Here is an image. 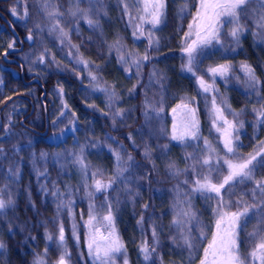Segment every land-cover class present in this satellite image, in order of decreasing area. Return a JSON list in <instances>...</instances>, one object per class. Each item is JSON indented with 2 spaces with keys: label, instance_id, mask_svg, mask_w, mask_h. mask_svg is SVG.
Returning <instances> with one entry per match:
<instances>
[{
  "label": "trees",
  "instance_id": "obj_1",
  "mask_svg": "<svg viewBox=\"0 0 264 264\" xmlns=\"http://www.w3.org/2000/svg\"><path fill=\"white\" fill-rule=\"evenodd\" d=\"M38 1L2 0L0 2V36L9 37L14 41L13 34L2 25L1 19H6L19 40L26 38L30 33L33 37L31 42L24 44L18 56L38 48V30L42 24L40 17L43 14ZM50 2L52 5H58V12L65 19L64 23L70 21L64 28L65 31L67 29L69 41L61 43L56 39L45 40L42 44L44 52L39 56L44 55L46 66L37 69V74L33 76L28 75L27 66L21 59L18 58L20 67L7 64L0 59V65L6 68L1 73L4 85L0 90V148L3 149L0 152V189L8 184L9 188L6 192L11 193L14 202L3 214H0V243L4 245L0 248V264H35L38 258L44 260L45 264H57L65 249L70 253V259L66 258L67 264H92L85 253L83 241L82 219L84 220L87 215L88 188L73 177L67 178L65 169L61 170L50 158L45 157L46 160L40 158L41 153L49 154L52 146L45 142L46 137L36 133L43 125L39 98L41 97L47 106L50 134L53 128L51 92L56 87L64 89L81 133L86 135L88 129H92V136L87 138L90 142L89 146L94 141L101 145L100 163L95 162V164L102 166L100 168L103 174H106L107 169L110 168L114 151L120 152L124 161H127L129 155L134 158L135 164L129 171L134 177L131 183L133 191L131 195L123 196L120 192L121 195L115 197L117 211L113 222L114 229L124 245L123 255L130 258V264H142L136 257V247L143 240L147 241L151 248L153 227L157 229L158 244L148 264H153V261L155 264H180L179 255L186 253L187 249L189 257L192 252L195 256L194 260L185 264H200L204 259V249L208 247L216 232V220L219 215L212 210L216 208V199L205 201L199 193L191 192L193 182L198 178L193 166L199 169V165L196 160L189 157L196 155L202 160L209 155L203 140L205 137L211 148L216 150L212 154L213 163L215 164L219 157V166L222 167L218 175L213 173V182H222L224 176L228 174L223 159L230 157L226 155L216 136L214 137L212 133L207 135L211 123L204 108L208 103L210 104V97L214 96L216 101L221 99L220 96H224L223 100L226 98L233 110L239 109L245 102L242 100V93L237 90L220 92L223 87L218 85L221 83L219 79L214 83V87L219 88L218 94L215 90L204 94L194 82V77L184 73L182 69L185 54L179 40L188 30V25L197 10V0H188L183 13L181 8L184 7L185 0H164V16L152 32V45H149L148 34H145L147 39H141L137 44L138 49H135L136 58L145 54L149 57L148 60L142 61L139 70L128 66L129 62H125L127 60L120 61L121 56L126 58L131 41L123 25L122 6L118 4L119 0H103L105 18L100 24L103 31L93 26L89 30L79 16L69 15L67 10L69 0H50ZM124 2L129 6L130 0ZM13 9L15 14H25L26 19L15 21L12 16ZM246 23L249 24V21ZM149 27L143 29L148 31ZM98 32L100 34H97ZM111 36L116 38V44L119 41V48L117 46L116 51L105 42V39ZM224 37L225 35L223 38L220 37L222 44L229 41ZM260 50L254 46L248 35L241 44L229 50L216 45L203 50L204 56L197 57L198 67L199 70L207 69L216 67L222 62L231 63L244 59L254 70L261 97L264 96V61ZM64 55H71L72 58L73 55H77L80 60L88 61L86 71L96 76L94 83L91 81L87 83L84 73L68 63ZM13 72L18 73V77H15ZM154 72L157 75H152ZM230 72L231 75L226 78V82L237 84L239 81H234L236 69L231 66ZM20 78L29 81L30 84L24 86ZM32 79L43 85V93L39 86L31 83ZM87 85L95 90L108 89L107 92L102 90L99 92L103 96L108 95L105 98L107 101L105 106L104 101L100 102L96 98L93 100V107H89L90 102L83 96ZM113 92L115 96L110 99V94ZM25 95H28L33 103L34 113L30 119L28 118L31 121L32 131H26L19 125V120L28 113L19 111V108L29 109L21 102V97ZM195 103L201 123V138L198 144L203 146L177 147L169 138L171 125L169 113L184 104L193 106ZM54 106L53 104L52 107ZM118 110H123L122 118L117 117L114 120L113 115ZM37 112H40V116ZM145 112L148 113L147 117ZM7 114L13 123H6ZM37 116L42 124L35 121ZM242 118L251 119L252 116L243 112L234 116L233 120L241 124ZM5 126H8L7 131ZM240 130L243 138L240 143L241 152L246 153L247 147L254 142L251 123L240 127ZM55 133L60 132L55 131ZM69 140L70 138L67 137L59 144L57 151L61 152L60 154L67 155L71 152ZM146 149L150 153L148 158L144 155ZM170 164L174 165V168L170 169ZM9 168L18 169L17 178L11 180L8 178ZM177 169L179 175H173L172 173ZM40 172H43L42 177L37 175ZM206 174H208L207 169H204L201 175ZM261 174L264 177V168L257 166L254 173L255 180L263 181ZM101 179L109 181L110 178L103 175ZM185 179L189 180L187 185L182 183ZM254 183L255 181H249L236 183L234 187L226 186V190H222L225 207L221 211L235 212L242 210L245 205H258L262 198L253 197ZM117 185L118 183L114 184L109 190L107 198L114 199L112 194L116 191ZM53 192H57L59 197L54 196ZM185 193L189 195L185 196ZM4 198L7 199V195H4ZM96 198L103 201L104 197L100 195ZM188 199L191 200V211L195 216L190 222L185 223V229L179 230L172 223L174 218L179 219L176 216V211L179 210L176 205L178 201ZM128 202H131V209L126 207ZM237 202H240L239 205ZM121 206L123 212L120 210ZM179 207L187 208V205L180 204ZM141 217L143 222L138 223ZM244 220L245 218L242 217L237 229L239 253L242 258H247L246 264H260L258 259L253 260L249 254L261 242L264 231L254 238H250V235L258 229H264V223H261L260 214H253L252 208L249 209L246 227ZM61 226L64 228V247H58ZM73 230L76 231L77 242H74L71 236ZM181 233L190 234L191 238L197 241L195 248L185 247L183 239L179 236ZM49 235L52 236L51 240L48 239ZM118 259L121 262L120 258Z\"/></svg>",
  "mask_w": 264,
  "mask_h": 264
},
{
  "label": "snow or ice",
  "instance_id": "obj_2",
  "mask_svg": "<svg viewBox=\"0 0 264 264\" xmlns=\"http://www.w3.org/2000/svg\"><path fill=\"white\" fill-rule=\"evenodd\" d=\"M187 3L188 0H185V5L181 8V13H183L187 7ZM253 4H255L257 7L250 8L249 5ZM164 9V0H142V8L140 9L142 14L137 17L140 21V23L136 25L137 32H139L140 35L145 34L143 28L141 27L142 24H150L152 28L155 29V27L161 23V20L164 16ZM12 11L13 14H15V9ZM79 12L80 10L77 9V13ZM90 12L91 8L87 12H83L81 14L85 19H87ZM77 13H73L72 15L75 16ZM250 17H255L258 20L257 26L264 28V0H200V6L197 9V14L194 17L193 23L188 25L189 32L185 34L186 46L182 49V51L186 56V63L182 65V69L196 77L199 88L202 89L204 93H208L210 91L211 85L204 79L202 75L197 76V72L199 71L197 57L203 55V49L213 45L214 43H220V30L225 25H234L229 35L236 43H239V37L244 31L245 27L241 24V20L247 21ZM87 22L89 26L100 27L98 21L94 23L93 20L87 19ZM57 28L58 24L53 25L50 31H56ZM193 30L195 36L194 39L191 38L193 36ZM59 31L62 37L67 35L63 29H59ZM133 34L136 35V32ZM28 39H33L31 33L29 34ZM148 40L149 45L151 46L153 43L151 30L148 32ZM8 47L12 48L13 44H9ZM39 59L41 62H43L44 55L42 54ZM148 59V55L145 54L142 57L133 59L132 64L135 65L137 70H139L142 66V61H146ZM121 60H124L123 56H121ZM79 63H82L85 67L88 65V61L83 59H81ZM242 68L247 75L249 87L255 90L258 80L255 76L254 70L246 64L242 65ZM127 70L128 69H126V71ZM230 70L231 65L220 64L216 67H210L208 72L211 73L213 79L217 75L226 78ZM152 75L155 76L157 74L154 72ZM92 80L95 81L96 76H92ZM101 90L105 92L108 91L107 88H103ZM131 91L132 90H130V93ZM113 96H115L114 92L110 94V99ZM260 99H264V96H261ZM182 107L186 111L189 119L185 125V131L180 135L175 134L176 125H173L172 139L184 142L185 138L188 137L191 140L198 141L201 137L199 136V124L196 119V110L194 108H189L188 104H184ZM160 110L162 111V108ZM175 111L176 109H173V112ZM253 111L257 112V123L264 124V111H257L256 109ZM122 112L123 110H118L116 113H114L113 119L115 120L117 117L122 118ZM212 113L213 127H216L217 131L219 132L221 131V128L217 127L218 122H221L224 126L223 135L226 155L235 157L237 153L236 148L233 146L230 130L235 129L236 125L225 117L224 109L217 106L215 96L212 99ZM230 114L233 116L239 115L235 112H230ZM72 115L75 116L74 113ZM145 116H148L147 112H145ZM240 127H243L242 123L240 124ZM5 130H8V126H5ZM109 139H111V137H109ZM238 146L239 145L236 147ZM205 148L208 150L209 155L205 156L202 160L196 155L189 157L196 160L197 164L199 165V169H197L195 165L193 166L198 178L193 182L194 186L191 188V192L199 193L205 199V201L216 199V208H213L212 210L214 213L219 215V218L216 220V232L213 234L212 240L208 244V247L204 249V259L200 261V264H246L247 258H242L239 253V246L237 243V229L240 226L242 217L245 218L244 226L246 227L250 208L253 209V214L261 215V223H264V181L255 180L254 176L257 166L264 168V154L258 152L255 155H250L247 159H243V161L240 163H233L232 159H223V164L227 166L228 174L224 176L222 182L214 183L213 173L218 175L222 171V167L219 166L220 158L218 157L216 163L214 164L212 161V154L215 153L216 150L211 148L206 140ZM14 150L19 151V149ZM2 151L3 149L0 148V152ZM114 154L116 156L117 172L114 178H110L107 183H103L100 179H94V183L91 187L96 193L107 192V190L112 189L113 185L117 182L123 183L124 180L127 179L125 173H128L135 164L134 158L130 155L128 156L127 161H124L120 152L114 151ZM44 155V153H41V157ZM71 155L81 163L82 172L85 178H89L88 169L83 165L82 158L77 156L76 153H71ZM144 155L146 158L150 156L148 149L145 150ZM258 156L260 157L259 160H257ZM254 161H256V164L253 163ZM169 167L170 169L174 168V165L170 164ZM204 169H207L208 174L201 175ZM102 174V172L98 171L92 173L91 176L94 178L95 176ZM172 174L179 175V170L177 169ZM17 177L18 169L9 168L8 178L11 180ZM249 181H255L254 187L252 189V195L254 198L256 196L261 197V202L258 205H245L242 210L235 212H222L221 209L225 207L222 190H226V186L234 187L236 183H246ZM182 183L187 185L189 180L185 179ZM85 187L89 186L85 184ZM8 188L9 185L6 184L3 189H0V214H3L4 211L14 203L11 198V193L6 192V189ZM93 194V191L88 192L90 198L93 196ZM4 195H7V199L4 198ZM53 195L59 197L57 192H53ZM184 195L187 196L189 194L185 193ZM239 203L240 202H237V205H239ZM180 204H186L187 208L179 207ZM103 206L104 205H101V207ZM94 207V205H90L89 220L87 222L90 230L94 231V235H92L88 243L89 251L91 253L93 250H95V255L98 259L101 256V252H103L104 257L113 256L116 253L121 252V250L124 248V245L115 235L111 205H108V214L102 218L106 228L111 229L107 236L103 235L99 227H94L93 222L100 219L98 216L92 214ZM176 207L179 208V211L176 213V216L179 217V219L174 218L172 223L177 228H182L185 223L190 222L191 219L194 218L195 213L191 211L190 199L178 201ZM145 208H147V205H145ZM142 222L143 217H141V221H138V223ZM261 231H264V229H258L257 232L250 235V238H254V236L258 235ZM152 237L154 243L151 248L147 241H145L140 247V251L144 254L145 260H150L152 254L156 251V245L158 244L156 227L152 228ZM48 239L51 240L52 236L49 235ZM181 239H183L184 244L188 248H195L197 241H194L190 237V234L181 233ZM64 240V228L61 226L59 230L58 247H64ZM3 247L4 245L0 243V248ZM249 255L253 260L258 259L260 264H264V236L261 237V242L256 245L255 249ZM209 257H211V259H209ZM66 258L70 259V253H68L65 249V251L57 260V264H67ZM35 264H45V262L42 259H38ZM124 264H128L127 260L124 261ZM153 264H155L154 261Z\"/></svg>",
  "mask_w": 264,
  "mask_h": 264
},
{
  "label": "rangeland",
  "instance_id": "obj_3",
  "mask_svg": "<svg viewBox=\"0 0 264 264\" xmlns=\"http://www.w3.org/2000/svg\"><path fill=\"white\" fill-rule=\"evenodd\" d=\"M38 4H40L41 6V11L43 12L41 18V27L38 30V38H39V44H38V48L35 49L34 51H28L26 52L24 55L18 56L19 59H21L27 66L28 69V75L29 76H33L35 74H37V69H42L46 66V59L43 60V62L40 61L39 59V54L44 52V49L42 47V44L45 40L47 39H56L58 42H68L69 41V37L66 36H61L59 29H63V31L67 34V29L66 31L64 30V28L66 27V23H69L70 21L67 20L66 23H64L65 19L62 17L61 13H59V7L57 4H51L50 0H39L37 2ZM118 4H120V6H122V16H123V25L126 28L127 32V36L129 38V40L131 41V44L128 46L129 47V51L128 54L126 56V58H124V60H127L128 66H133L132 64V60L136 59V51L135 49H138L137 44L141 39H147V37L145 36V34H148V31H145L144 29L146 28V26H150L149 29L154 32L155 29L157 28V26L155 27V29L152 28V26L149 24H142L141 27L144 28V35H140L139 32H137L136 29V25L140 23L139 19L137 18L141 13L140 9L142 8V0H130V4L129 6L126 7V3L124 2V0H119ZM49 6V8L47 9V7ZM200 6V0H197V9ZM250 8H256L257 6L255 4L253 5H249ZM91 8V12L89 13V16L87 19H91L93 20V22H97L99 23V25L102 23V20H104L105 18V6L103 3V0H69L68 2V8L67 10L69 11V15H72L73 13H77V9L80 10L79 13H77L76 16H79L80 19H82V21L84 22L85 26L91 30L92 26H89L87 19H85L83 17V15L81 13L83 12H87L89 9ZM197 14V10L191 20V23H193L194 17ZM12 16L15 18V21H19L21 20H25L26 19V15L22 14H12ZM63 18V22L61 21V19ZM247 21H249V24L246 23V21L241 20V24L244 25V31L242 32V34L239 37V43H236L232 37L229 35L232 27H234V25H225L221 28V38H223V35H225V39H228L229 41H227L226 43L222 44V39L220 38V43L216 44L214 43L213 45L218 46V47H222L225 50H229L233 47L238 46L239 44H241V42L246 38L250 37L251 41L254 43V46L260 48V53L263 56L262 60L264 61V28L262 27H258V20L255 17H250ZM25 22V21H24ZM58 24V28L56 31H50V29L52 28L53 25H57ZM99 28V31H103V28H101V25ZM136 32V35H134L133 33ZM189 32V27L188 30L186 31V33ZM185 33V34H186ZM97 34H100V32H98ZM185 34L183 35V37L180 38L179 40V44L180 47L184 48L186 46V41H185ZM28 36H26L27 42H31V40L28 39ZM192 39L195 38L194 36V30H193V36L191 37ZM108 40V41H107ZM105 42H107V44L110 47H113V50H117L119 48V41L116 44V38L111 36L108 37L107 39H105ZM123 43V42H122ZM121 43V44H122ZM9 44H14V41L7 37H2L0 36V59H1V53L8 49V45ZM213 45L208 46L206 49L203 50H207L208 48L213 47ZM118 46V48H117ZM122 46V45H121ZM119 51V50H118ZM234 52V51H231ZM135 53V54H134ZM204 56V54L202 55ZM64 59L68 62L71 63L74 67H76V69L79 72L84 73V75L86 76L85 81L88 82H93L94 80H92V76H90V74L86 71V67L82 64L79 63L80 59L77 57V55H64ZM120 57V56H119ZM120 59V58H119ZM129 60V61H128ZM121 61V59H120ZM122 62V61H121ZM222 62V61H221ZM186 63V56H184V64ZM220 64H227V65H231L233 68L236 69V79L234 81H239L237 84H229L226 82V78L230 77V71L227 74V77H220L219 75H217L214 79L211 75V73L208 72V69H200L199 72H197V76L201 75V73H203L204 75H202L204 77V79L211 85V89L208 93H212L215 90V93L218 94L219 92V88L214 87V83L217 79H219L218 83L219 86L222 85L223 89L220 90V92H224V91H229V90H237L238 92L242 93V100L245 102L243 105L240 106L239 109L237 110H233V108H231L229 106V103L227 102V99L223 97L224 96H220V100L216 101L217 106L221 107L222 109H224V115L225 117L233 122L236 127L235 129H231V138L233 140V146L236 148V153L237 155L235 157L230 156V159H232L233 163H240L243 161L244 157H246V159L250 156V155H255L256 153L260 152L262 154H264V124H259L257 123V112L253 111L254 109H256L257 111H264V99H260V95L258 94V89H257V85H256V89L253 90L249 87L248 85V78L246 73L244 72L242 65H245L246 62L241 59L235 61V62H222ZM247 65V64H246ZM215 67V66H213ZM6 70V68L2 65H0V90L3 88L4 85V81L1 78V73ZM184 73L189 74L190 76H193L191 73H188L187 71L184 70ZM13 75L15 77H18V73L13 72ZM130 75V72H129ZM194 77V82L197 84V86L199 87L196 77ZM228 81V79H227ZM259 84V83H257ZM200 89V88H199ZM62 90V91H61ZM101 90V88H100ZM100 90H95L93 87H89V85L86 86L85 91L83 93V96L85 98V100H87L88 102H90L89 107L92 108V104L93 100H95L96 98H98V101H104V106L107 104L106 101V96H103L102 93H99ZM202 92L203 90L200 89ZM204 93V92H203ZM205 94V93H204ZM207 94V93H206ZM210 95V94H209ZM210 104L208 103V106H206L204 108L206 114L208 117H210V128H208L209 130L207 131V135L209 136L211 133L214 135V137L216 136L217 140L219 141V143L222 145V147L224 148V135H223V130H224V126L222 125L221 122H218L217 127L221 128V131H217L216 127H213V113H212V99L213 97H210ZM55 105L54 107H52V105ZM51 115H52V119H53V128H52V132L47 136V138H45V142L48 143V145L52 146L51 147V151L49 154L44 153L45 155L42 158L43 160H46L45 157H48L51 159L52 162H54L55 164L58 165L59 168H61V170L65 169L66 173L68 174V177H73L74 179H76L77 181H79V183H83V184H87L89 187L88 190H86V194L88 195L89 191H93V196L90 198L89 197V201L86 202V210H87V215L86 218L84 217V220L82 219V221L84 222V247H85V253L88 257V259L90 260V262L93 264H124V261L127 260L128 264H130V258H127L126 255H123L124 253V248L121 250V252L116 253L113 256L110 257H104L103 256V252H101V256L100 258H96L95 255V250H93L91 253L89 251L88 248V243L92 237V235H94V231L90 230V228L88 227V220H89V214H90V205H94V210L92 211L93 215L98 216L100 219L97 221H94V227H99L101 232L103 233V235L107 236L109 231L111 229L106 228L105 223L103 222L102 218L103 216L108 214V205H111V210H112V216H113V222L115 220V216H116V211H117V206L115 204L116 200L115 197L117 198L118 196L121 195V193L124 195H131L129 193H132L133 191V187H131V183L133 180V174H131L130 172L125 173V176L127 177L126 180H124L123 183L117 182V188L116 191H113L112 196H114V199L112 198H107V194L109 193V190H107V192H101V193H96L94 192V189L91 187L94 183V179H100L103 183H107V180H102L101 177L104 175L107 178H114L116 172H117V162H116V156L114 153H112L113 158H111V162H110V168L106 170V174H102V175H97L94 178L91 176L92 173L94 172H102V169L99 167L100 164H98V166H96L95 162L100 163V159H101V153H100V148L101 145L94 141L91 142L93 144H91V146H89L88 143H90L87 138L92 136V129H88V134L84 135L83 133H81V129L77 127L76 124V118L75 116H73L72 114L74 113L72 111V106L69 103V99L66 96V93L64 91V89L62 87H56L54 88V90H52L51 92ZM189 108H194L196 110V119L198 121L199 124V136H200V132H201V123L199 121V113H198V109H197V104L195 103L193 106H189ZM176 109L175 112H173V109L170 111L169 113V117L171 119V125H170V130H169V138L170 140L177 146V147H189L192 148L193 146H197L198 141L197 140H191L190 138L186 137L185 141L182 142L180 140H173L172 139V135H173V125H176V129H175V134L176 135H180L185 131V125L189 119L186 111L183 109L182 106L174 108ZM25 112L26 108L23 107L22 109L19 108V111ZM230 112H235L238 114H243L244 113H249L252 116V120L251 119H247V118H242V124L243 126H245L246 124L251 123L252 125V138L254 139V142L247 147L248 151L245 152H241V146L240 143L242 141V132L240 130V123H237L233 120V115L230 114ZM63 113V115H62ZM37 115L40 116V112H37ZM245 119V120H244ZM5 121L8 124L13 123V121L11 120V118L9 117V114L5 115ZM35 121L39 124H42V122H40L39 117L37 116L35 118ZM56 132H60V133H55ZM67 137L70 138V150L71 151L69 154L67 155H62L60 154L61 152L57 151V149L59 148V144L63 143L65 141V139H67ZM205 137H203V140L205 141ZM237 145H239L238 147H236ZM199 146H203V145H199ZM225 150V149H224ZM226 152V150H225ZM71 153H76L77 156H80L83 160V165L87 167L88 169V177L89 178H85L83 172H82V165L80 162H78L72 155ZM107 153V151H106ZM105 153V155H106ZM104 155V156H105ZM187 155V154H186ZM260 157H257V160H259ZM254 164H256V161L253 162ZM98 169H96V167ZM100 168V169H99ZM38 176L42 177L43 172H40L37 174ZM261 178L264 181V177L261 174ZM121 192V193H120ZM100 195H103V201L99 200L96 197H99ZM96 198V199H95ZM98 199V200H97ZM131 202H128L126 207L128 209H131ZM101 205H104L103 207H101ZM122 210V206L121 209ZM179 211V210H177ZM176 211V213H177ZM123 212V210L121 211ZM74 228V227H73ZM183 229H185V224L182 227ZM182 228H179L182 229ZM187 234V233H186ZM115 235L119 238L117 232L115 231ZM74 242L78 241L77 238V234L76 231L73 230L72 234H71ZM179 236H181V234H179ZM191 237V235H190ZM120 240V239H119ZM121 242V240H120ZM145 241L141 240L140 243L137 245L136 247V257L139 258V261L142 264H148L151 260H145L144 259V254L140 251V247L141 245L144 243ZM153 239H152V245H153ZM185 247L187 248V246L185 245ZM179 250V249H178ZM188 249L186 253H182L181 255H179V257L181 258V260H179L181 263L180 264H185V262L187 261H191L194 260V256L195 253L192 252V255L189 257L188 255ZM121 260V262H119V259ZM41 259V258H38ZM209 259H211V257H209Z\"/></svg>",
  "mask_w": 264,
  "mask_h": 264
},
{
  "label": "flooded vegetation",
  "instance_id": "obj_4",
  "mask_svg": "<svg viewBox=\"0 0 264 264\" xmlns=\"http://www.w3.org/2000/svg\"><path fill=\"white\" fill-rule=\"evenodd\" d=\"M1 1L2 0H0V2ZM1 22H2L3 26H6L8 28V26H7L8 21H6V19H1ZM8 30H9V28H8ZM26 43H28L26 38H20L19 42H17L14 39L13 47L4 50L1 53V59L4 60V62L7 63V64L15 65L14 62L15 61L18 62V55L17 54L20 53L23 50L24 44H26ZM8 51H11V52L5 58H3V54H5ZM20 79L22 80L21 82H22V84L24 86L27 87L30 84L29 81H25V80H23V78H20ZM34 80H36V79H32L31 83H34L37 86H39L40 89H41V93H43L44 92L43 85L42 84L40 85L37 80H36L37 82H34ZM21 102L23 104H26L27 107H29V109L25 111V113L26 112H28V113H26L24 116H22V118L19 120V125H20V127L25 129L26 131H31V129H30L31 121L29 119H30V117H32V115L34 113L33 106H32L33 105L32 99L28 95H25V96L21 97ZM39 102H40V105L39 104L38 105H39V107H40V109L42 111V115H43V125H42V128L39 131H37L36 133L38 135L42 136V137H46L47 138V136L49 135V132H50V125H49V122L47 120V117H48L47 116V106L43 103V100H42L41 97L39 98ZM30 113H31V115L29 116ZM22 115H23V113H22ZM45 132H46V134H45Z\"/></svg>",
  "mask_w": 264,
  "mask_h": 264
},
{
  "label": "water",
  "instance_id": "obj_5",
  "mask_svg": "<svg viewBox=\"0 0 264 264\" xmlns=\"http://www.w3.org/2000/svg\"><path fill=\"white\" fill-rule=\"evenodd\" d=\"M7 26H8V28H9L10 32H11V33L13 34V36L15 37L16 41L19 42V39H18V37L16 36L15 32L13 31L11 25L8 23ZM10 52H11V51H8V52H6L5 54H3V58H5ZM14 63H15V65H16L17 67H20L19 63H17L16 61H15ZM34 82H37V81L34 80ZM30 115H31V113L29 114V116H30ZM31 131H32V130H31ZM45 134H46V132H45Z\"/></svg>",
  "mask_w": 264,
  "mask_h": 264
}]
</instances>
